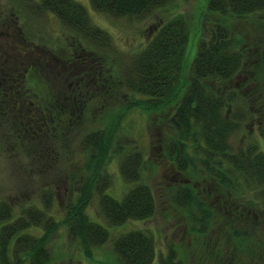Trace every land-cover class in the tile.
Instances as JSON below:
<instances>
[{"label":"trees","instance_id":"trees-1","mask_svg":"<svg viewBox=\"0 0 264 264\" xmlns=\"http://www.w3.org/2000/svg\"><path fill=\"white\" fill-rule=\"evenodd\" d=\"M32 1L35 11L55 13L70 37H75L74 44L90 52L74 47L70 51L61 48L62 52L50 49L43 57L38 52L18 58L9 52L0 57L2 149L12 162L26 161L23 171L28 177L50 172L57 175L55 167L70 160L74 151L86 153L87 159L66 176L60 173L55 177L66 182L60 219L52 210L54 186L49 182L37 189L41 206L22 204L21 212L13 216L12 205L0 202V263L53 264L50 242L62 223L67 226L69 240L78 242L84 255L91 257L94 247L111 239L107 227L86 212L95 195L98 215L108 225L143 220L154 214L155 194L143 177L146 158L136 141L120 133L121 117L133 106H140L150 113L149 117L157 113L162 125L157 134L161 153L187 178L172 183L168 191L172 203L184 212V220L196 239L197 262L210 264L206 261L208 255L231 249L237 264L245 257L261 259L264 264V242L249 229L255 230L254 225L264 220V146L249 130L245 132L254 123L253 127L262 131L264 142V45L257 53L258 65L249 71L244 48L238 45L227 23L217 18L209 27V35L201 36L186 78L190 31L186 16L180 12L164 20L124 69L116 70L110 66L112 63L106 68L97 62H103L100 56H104L108 64L110 37L92 22L83 3ZM167 1L89 0L95 10L138 17L161 8ZM207 8L222 16H244L264 10V0H208ZM81 49L93 62L85 70H80L84 66L77 62L69 68L74 59L83 58ZM39 65L43 74L38 71ZM28 71L32 74L27 78ZM37 71L43 75L40 81ZM239 73L249 76L248 91L216 85L218 81L233 80ZM81 75L85 83L82 87ZM41 85L49 96L60 94V102L40 95ZM113 90L116 97L126 96L128 102L120 112L111 111L112 118L101 125L87 127L105 109H113ZM136 93L143 97L133 99L131 95ZM235 134L240 135L236 143L232 142ZM113 154H118L119 171L128 184L119 198L107 192L114 175L105 164ZM200 180L202 184L195 182ZM206 184L218 194L213 202H207L197 188L204 185V192L209 194ZM32 226L42 232L31 233L28 229ZM110 253L119 264H182L173 242L158 254L152 231L143 228H130L114 236Z\"/></svg>","mask_w":264,"mask_h":264},{"label":"rangeland","instance_id":"rangeland-1","mask_svg":"<svg viewBox=\"0 0 264 264\" xmlns=\"http://www.w3.org/2000/svg\"><path fill=\"white\" fill-rule=\"evenodd\" d=\"M78 1L88 8L92 22L105 29L109 34L111 46L109 52L106 53L108 64H106L103 58L104 56H100L103 62L97 61L99 64L103 63V66L106 68L112 63L110 65L112 69L123 70L132 56L140 52L147 41L152 38L159 25L173 14L180 12L186 16L190 31L184 66V75L186 78L189 76L192 61L196 54L201 36L209 35V27L212 25L213 20L217 18L227 23L231 29L232 36L236 40H239L238 45L244 48L247 55V69L249 71L255 67L254 64L258 65L257 53L261 52L262 46L264 45V10L252 12L244 16H222L218 12L208 10V0H168L161 8L155 9L144 17L127 15L114 16L93 9L89 0ZM31 5H34V1L32 0H0V40L4 39L2 34L8 32L13 35L12 37L15 38L17 43L21 41L22 47H24V44H26V46L30 45V48L33 46V51L38 52L42 57L46 52H51L50 49H54L55 52L59 50L62 52L61 48H67L69 51L74 50V47L87 50L84 46L79 47L80 45L74 44L77 43L73 41L75 37H70V31L64 27L55 13L52 11L37 12ZM58 42L59 44H57ZM81 51L80 53L83 58L74 59L69 68H71L74 62H77V65L84 66L80 68V70H85L88 68V64L93 62V60L90 59V54L87 53V51L90 52L89 50L85 52L81 49ZM30 53L33 52H28L27 54ZM38 71L40 73L43 72L41 65H39ZM38 71V77L35 73L33 77L42 80L43 73L40 74ZM31 74L32 73L28 71L26 73L27 78ZM243 75V73H239L233 80L227 83L218 81L216 85L234 86L240 91L246 89V92L250 89H247L250 79L249 76L243 77ZM80 81H83L80 87L84 86L85 83L82 75L80 76ZM59 84L62 85L60 82ZM43 87L44 86H42V93L39 92L40 95H46V97L50 99L53 98L52 102H55V100L60 102V94L57 95L56 93L53 94V97L49 96L48 91ZM69 88L70 87L67 86V89ZM113 91V97L111 98L113 109H105L104 113L98 114L96 119L94 118L90 123H87V127L93 128L97 125H101L105 119L112 118L110 116L111 111H114L113 113L115 114L120 112L122 106L128 102L126 96L123 97L121 95L116 97V90ZM131 97L133 99H138L143 96L136 93L133 94V96L131 95ZM44 101L43 98V102ZM93 102L99 104V101ZM55 105L57 106V104ZM148 113L149 112L143 107L133 106L124 113L119 122L120 133L127 134L130 141H136L146 158V168L143 172V177L144 180L151 185L155 194L156 209L154 214L143 220H127L123 224L108 225L106 220L98 215V201L95 195L87 205L86 212L92 220L100 222L107 227L111 239L100 246L94 247L92 256L86 257L79 243L69 240L67 226L62 223L59 225L58 230L50 242L53 264H119L115 256L110 253L111 240L118 233L130 228L151 230L155 238L158 254L166 250V246L169 242H173L182 264H204V262H197L198 259L194 257L196 239L188 229V225L184 220V212L172 203L168 191L172 183H182L183 181H187V178L174 168L170 160L162 155L160 149L161 145L157 140V134L161 133H158L161 123L159 122V117H157L156 112H153L151 117H149ZM253 126H255L254 123L249 124L245 132L248 133L249 130V133L259 138L261 144L264 146V142L261 138L263 134L262 131L257 130V128ZM238 138H240V135L235 134L232 138V142L236 143ZM118 157V154L111 155L105 164V169L114 175L113 183L107 189V192L117 198L121 196L128 185L121 177ZM86 159V153L74 151L70 160H65L64 163L59 165V168L55 167V171L57 175L63 173L61 176H66L73 168L75 169L82 162L85 163ZM25 167H27L25 160L16 159L15 162H12L6 154V150L2 149V143L0 142V202L5 200L12 205L13 216L21 212L22 204L27 205L33 203L41 206L42 204L37 189L48 184L46 182H49L54 186L52 199L53 213L56 218H62L64 214L63 204L66 195V182L57 180L59 177L55 178L57 175H53L54 172H50L47 175H32L28 177L26 176V171H23ZM51 177L53 179H51ZM195 182L199 184L203 183L201 180ZM74 184L77 183L74 182ZM197 188L203 192V196L207 198V202H213L218 198V194L212 190L209 184L207 186V190L211 191L209 194L204 192V190H206L204 189V185L203 187L198 185ZM21 194H23V196ZM261 221L262 222H259L258 225H254L255 230L249 229L254 231L264 242V220ZM28 230L33 234H40L42 232L41 228L35 226H32ZM219 235L221 237L220 231ZM9 257L11 258V252L9 253ZM206 261L210 264H237V259L231 249H222L219 255H208ZM22 264H26V261ZM240 264H263V260H253L245 257L242 258Z\"/></svg>","mask_w":264,"mask_h":264},{"label":"flooded vegetation","instance_id":"flooded-vegetation-1","mask_svg":"<svg viewBox=\"0 0 264 264\" xmlns=\"http://www.w3.org/2000/svg\"><path fill=\"white\" fill-rule=\"evenodd\" d=\"M4 36L3 40H0V57L9 55V52H12L13 55H16V58L18 57H25L28 52H34L33 46L30 48L29 46H26L24 44V47H22V44L20 42H16L15 38H13L10 33L6 32L2 34ZM2 43V44H1Z\"/></svg>","mask_w":264,"mask_h":264}]
</instances>
